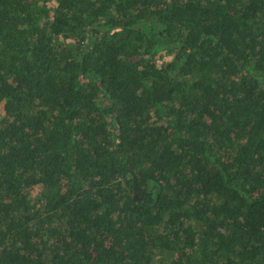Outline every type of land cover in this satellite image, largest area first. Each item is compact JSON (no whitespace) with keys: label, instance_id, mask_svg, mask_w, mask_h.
Wrapping results in <instances>:
<instances>
[{"label":"trees","instance_id":"trees-1","mask_svg":"<svg viewBox=\"0 0 264 264\" xmlns=\"http://www.w3.org/2000/svg\"><path fill=\"white\" fill-rule=\"evenodd\" d=\"M0 264H264V0H0Z\"/></svg>","mask_w":264,"mask_h":264}]
</instances>
